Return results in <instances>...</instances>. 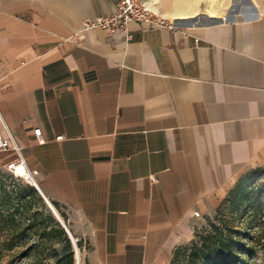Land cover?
<instances>
[{
    "label": "crops",
    "instance_id": "obj_1",
    "mask_svg": "<svg viewBox=\"0 0 264 264\" xmlns=\"http://www.w3.org/2000/svg\"><path fill=\"white\" fill-rule=\"evenodd\" d=\"M203 2L155 1L183 31L132 23L126 41L83 28L115 0H0V136L38 171L31 195L62 212L82 264H170L264 163V0L245 16ZM17 158L0 150V169Z\"/></svg>",
    "mask_w": 264,
    "mask_h": 264
},
{
    "label": "rangeland",
    "instance_id": "obj_2",
    "mask_svg": "<svg viewBox=\"0 0 264 264\" xmlns=\"http://www.w3.org/2000/svg\"><path fill=\"white\" fill-rule=\"evenodd\" d=\"M155 1L158 0H147L151 7L152 5L154 6ZM247 1L248 0H205V2H203V7L209 8L212 12L215 11L213 9H216L214 13H218L220 10V12L226 15L236 14L238 16H245L248 15L246 12L248 8ZM30 187L31 186L23 179L12 178L8 172L0 169V213L4 215V217L11 214L15 215L16 221H21L23 225L27 224L26 221L40 222L41 225L31 230L32 232L28 234L27 240L32 244L39 243L40 239L36 231L41 230L45 226L47 227V231H52L50 237L53 243V249H55L59 255H62L68 237L66 235H60L55 231L54 222L51 220L57 221L52 215L51 210L41 200L31 195ZM21 193L25 194L24 199L30 201L32 204L29 210L25 209L23 198L20 197ZM17 205H19L18 211L13 210ZM7 207L11 208V210H5ZM54 209L69 230L62 212L56 207H54ZM1 220L0 217V221ZM262 221H264V163L245 169L228 187L225 196L215 212L197 219L193 238L183 242L177 248L173 256L174 263L172 264H204L200 259L191 263L190 255L193 251L194 243L198 242L200 244L199 238L209 233L213 226L223 227V225L226 224L231 228L240 229L242 233H244L252 229H257L256 227ZM6 233L7 232H2L0 229V257L10 254L14 256L15 260L9 264H27L25 261L23 262V260H21V255L24 251L20 245L14 244L12 250H7L5 248V244L2 242H4L7 236ZM251 234H253V232ZM78 250H80V248H78ZM73 251L74 264H76L74 248ZM49 253L48 250L45 251L47 257H49ZM80 264H82V261ZM250 264H264V248H258L256 250Z\"/></svg>",
    "mask_w": 264,
    "mask_h": 264
},
{
    "label": "trees",
    "instance_id": "obj_3",
    "mask_svg": "<svg viewBox=\"0 0 264 264\" xmlns=\"http://www.w3.org/2000/svg\"><path fill=\"white\" fill-rule=\"evenodd\" d=\"M23 199L25 209H30L31 202L25 201V194H20ZM19 205L13 208L18 211ZM0 229L2 232H7V236L2 242L5 244L7 250H12L14 244L21 246L24 253L21 255V260L27 264H74V251L69 239H66V247L64 253L59 255L53 249V243L50 235L52 231H47V227L36 231L39 235V243L32 244L27 240L28 234L34 228L41 225L40 222L26 221L27 224L23 225L21 221H16L15 215H8L4 217L0 213ZM54 229L60 235H66L64 229L53 219ZM257 231L244 232L240 229H234L228 225L223 227L211 228V231L205 236L200 237L198 242L194 243L193 251L190 255L191 263L200 259L204 264H250L252 257L258 248H264V221L257 227ZM253 232V234L251 233ZM67 236V235H66ZM77 248L81 247L79 241L76 242ZM50 252L49 257L45 251ZM13 255H6L0 257V264H9L13 262ZM174 263L173 259L171 264Z\"/></svg>",
    "mask_w": 264,
    "mask_h": 264
},
{
    "label": "built area",
    "instance_id": "obj_4",
    "mask_svg": "<svg viewBox=\"0 0 264 264\" xmlns=\"http://www.w3.org/2000/svg\"><path fill=\"white\" fill-rule=\"evenodd\" d=\"M116 7L113 13L103 16H98L91 19H86L83 22V28L94 30L100 28L104 30L108 37H113L117 33L123 34L125 40L129 39L128 27L132 23L147 26L151 29H165L170 32L183 31L182 27L175 24L174 21H169L159 16L147 0H115ZM6 137L0 136V150H13L17 153L18 158L7 165V172L12 178L23 179L27 184L37 188L36 176L38 171H28L21 157V148L16 143L11 131L8 127H3ZM34 136L38 145L45 144L41 136V130L35 129ZM62 137H57L56 140H61ZM150 182H156L155 177L149 178ZM76 263H79L80 252L75 250ZM81 262V259H80Z\"/></svg>",
    "mask_w": 264,
    "mask_h": 264
},
{
    "label": "water",
    "instance_id": "obj_5",
    "mask_svg": "<svg viewBox=\"0 0 264 264\" xmlns=\"http://www.w3.org/2000/svg\"><path fill=\"white\" fill-rule=\"evenodd\" d=\"M44 201L46 202V204L48 205L49 209L51 210L54 218L57 220V222L59 223V225L64 229L68 239L70 240L74 250L77 249V245H76V240L72 237L70 231L67 229L65 223L63 220H60V216L58 215V213L56 212V210L54 209V207L47 201V199H44ZM77 264V263H76Z\"/></svg>",
    "mask_w": 264,
    "mask_h": 264
},
{
    "label": "bare ground",
    "instance_id": "obj_6",
    "mask_svg": "<svg viewBox=\"0 0 264 264\" xmlns=\"http://www.w3.org/2000/svg\"><path fill=\"white\" fill-rule=\"evenodd\" d=\"M212 9H213V8H212ZM211 11H212V10H211ZM210 15H211V17H212L214 14L211 13ZM210 15H209V16H210ZM213 17H214V16H213ZM224 19H225V18H224ZM60 220H62V219H60ZM76 250L78 251V248H77ZM78 259H79V263H78V264H80V258H78Z\"/></svg>",
    "mask_w": 264,
    "mask_h": 264
}]
</instances>
